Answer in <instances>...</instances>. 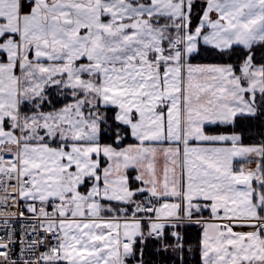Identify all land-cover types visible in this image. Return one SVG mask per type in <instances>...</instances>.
<instances>
[{
    "label": "snow or ice",
    "instance_id": "snow-or-ice-1",
    "mask_svg": "<svg viewBox=\"0 0 264 264\" xmlns=\"http://www.w3.org/2000/svg\"><path fill=\"white\" fill-rule=\"evenodd\" d=\"M0 264H264V0H0Z\"/></svg>",
    "mask_w": 264,
    "mask_h": 264
}]
</instances>
